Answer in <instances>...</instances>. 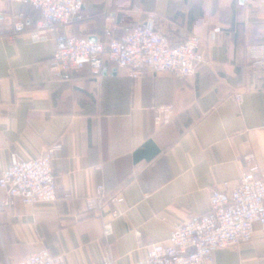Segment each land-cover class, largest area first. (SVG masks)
Masks as SVG:
<instances>
[{
  "label": "crops",
  "instance_id": "1",
  "mask_svg": "<svg viewBox=\"0 0 264 264\" xmlns=\"http://www.w3.org/2000/svg\"><path fill=\"white\" fill-rule=\"evenodd\" d=\"M82 2L72 23L33 41L39 11L0 0V171L12 155L30 160L62 145L52 163L55 203L6 206L0 188V264L42 252L65 264H102L107 255L139 264L149 245L210 210L212 188L238 183L244 155L264 174V0ZM152 13L171 43L201 39L206 64L194 77L51 66L56 35L107 46ZM118 199L122 215L114 217ZM254 228L251 241L215 251L214 263L264 264V231Z\"/></svg>",
  "mask_w": 264,
  "mask_h": 264
},
{
  "label": "built area",
  "instance_id": "2",
  "mask_svg": "<svg viewBox=\"0 0 264 264\" xmlns=\"http://www.w3.org/2000/svg\"><path fill=\"white\" fill-rule=\"evenodd\" d=\"M31 5L40 13L37 29L30 33L33 41H45L56 25H69L83 8L82 0H12ZM157 16L148 15L146 21L130 29L124 36L114 38L106 46L99 41L70 34L56 35L53 69L76 72L89 65L101 72L106 65L126 71L131 78H139L147 71L171 73L178 79L192 78L198 68L206 64L198 49L201 39L187 36L180 44H173L168 37L155 30ZM15 33L24 30L22 22L14 26ZM236 100L241 102L242 96ZM62 150L53 144L37 158L19 160L12 155L10 167L0 171V188L6 199L3 204L13 205L16 200L34 206L53 204L57 200L56 179L52 163ZM247 165L234 186L223 183L222 188L210 190V210L196 218L173 227L166 243L149 245L148 257L139 264H215L214 252L251 241L256 233L254 225L264 231V174L249 153L242 157ZM104 187L97 190L102 198ZM115 203L114 217L122 215ZM111 224L104 227V235L112 234ZM19 264H65L62 257L47 252L35 253ZM102 264H115L111 255Z\"/></svg>",
  "mask_w": 264,
  "mask_h": 264
}]
</instances>
